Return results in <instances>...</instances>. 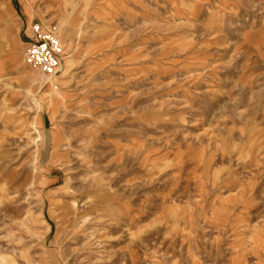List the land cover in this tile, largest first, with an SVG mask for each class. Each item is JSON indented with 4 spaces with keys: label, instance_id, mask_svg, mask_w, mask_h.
Returning <instances> with one entry per match:
<instances>
[{
    "label": "rangeland",
    "instance_id": "obj_1",
    "mask_svg": "<svg viewBox=\"0 0 264 264\" xmlns=\"http://www.w3.org/2000/svg\"><path fill=\"white\" fill-rule=\"evenodd\" d=\"M0 264H264V0H0Z\"/></svg>",
    "mask_w": 264,
    "mask_h": 264
},
{
    "label": "built area",
    "instance_id": "obj_2",
    "mask_svg": "<svg viewBox=\"0 0 264 264\" xmlns=\"http://www.w3.org/2000/svg\"><path fill=\"white\" fill-rule=\"evenodd\" d=\"M22 51L25 63L45 77L58 74L65 58L64 46L56 33L40 22H31Z\"/></svg>",
    "mask_w": 264,
    "mask_h": 264
},
{
    "label": "bare ground",
    "instance_id": "obj_3",
    "mask_svg": "<svg viewBox=\"0 0 264 264\" xmlns=\"http://www.w3.org/2000/svg\"><path fill=\"white\" fill-rule=\"evenodd\" d=\"M25 61V60H24Z\"/></svg>",
    "mask_w": 264,
    "mask_h": 264
}]
</instances>
